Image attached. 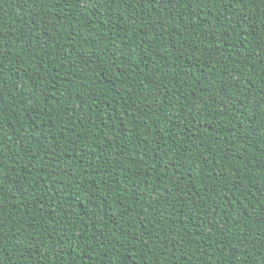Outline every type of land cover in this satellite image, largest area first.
Returning a JSON list of instances; mask_svg holds the SVG:
<instances>
[{
    "label": "trees",
    "instance_id": "obj_1",
    "mask_svg": "<svg viewBox=\"0 0 264 264\" xmlns=\"http://www.w3.org/2000/svg\"><path fill=\"white\" fill-rule=\"evenodd\" d=\"M0 264H264V0H0Z\"/></svg>",
    "mask_w": 264,
    "mask_h": 264
}]
</instances>
